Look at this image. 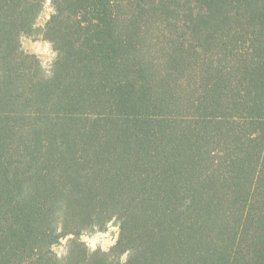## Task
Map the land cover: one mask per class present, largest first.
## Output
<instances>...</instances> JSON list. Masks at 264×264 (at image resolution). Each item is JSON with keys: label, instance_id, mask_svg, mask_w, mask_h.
I'll return each instance as SVG.
<instances>
[{"label": "trees", "instance_id": "16d2710c", "mask_svg": "<svg viewBox=\"0 0 264 264\" xmlns=\"http://www.w3.org/2000/svg\"><path fill=\"white\" fill-rule=\"evenodd\" d=\"M0 264H264V0H0Z\"/></svg>", "mask_w": 264, "mask_h": 264}, {"label": "rangeland", "instance_id": "374dc122", "mask_svg": "<svg viewBox=\"0 0 264 264\" xmlns=\"http://www.w3.org/2000/svg\"><path fill=\"white\" fill-rule=\"evenodd\" d=\"M49 7L38 19V25H42L48 17ZM22 48L25 52L35 54L44 68H49L55 57V52L51 44L39 35L24 36L21 40ZM118 226L115 222L109 223L108 226L101 230L84 232L80 235V239L84 241L89 250H109L114 244L111 243L113 238L115 242L118 236ZM66 239H63L60 244L54 247L57 253H62L65 250ZM106 250V251H107ZM105 251V250H103Z\"/></svg>", "mask_w": 264, "mask_h": 264}, {"label": "clouds", "instance_id": "9594fccd", "mask_svg": "<svg viewBox=\"0 0 264 264\" xmlns=\"http://www.w3.org/2000/svg\"><path fill=\"white\" fill-rule=\"evenodd\" d=\"M45 2L47 3L48 0H45ZM111 243H113V244L115 243V238H113V240L111 241ZM103 250L106 251L107 249L105 248V249H103ZM127 255H128V252L126 251V252L122 255L121 259H122V260L126 259Z\"/></svg>", "mask_w": 264, "mask_h": 264}]
</instances>
